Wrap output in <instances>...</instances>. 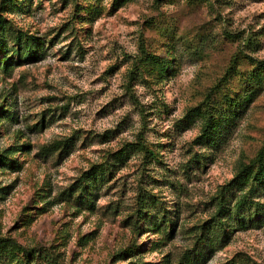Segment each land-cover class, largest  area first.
Segmentation results:
<instances>
[{"label":"rangeland","instance_id":"obj_1","mask_svg":"<svg viewBox=\"0 0 264 264\" xmlns=\"http://www.w3.org/2000/svg\"><path fill=\"white\" fill-rule=\"evenodd\" d=\"M263 60L264 0H0V264H264Z\"/></svg>","mask_w":264,"mask_h":264},{"label":"trees","instance_id":"obj_2","mask_svg":"<svg viewBox=\"0 0 264 264\" xmlns=\"http://www.w3.org/2000/svg\"><path fill=\"white\" fill-rule=\"evenodd\" d=\"M260 63L264 64V60L260 61ZM141 145L147 153L153 154V151L151 149H147L144 144H141ZM59 146H60V142H56L55 145L53 146L54 147L53 150L58 149ZM259 159H260L259 167L257 168V171L254 175V179L256 182L264 181V160H263V154L262 153L259 155ZM240 172L238 174V177H240L242 179H246L248 177V175L245 173V172H247L246 170L242 169ZM255 205L257 206L258 209L260 207H264V204L259 203V202L255 203ZM237 206H239V205H235L236 208H238Z\"/></svg>","mask_w":264,"mask_h":264}]
</instances>
